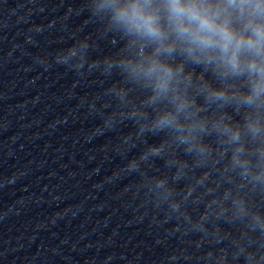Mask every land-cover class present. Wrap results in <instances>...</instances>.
<instances>
[{
    "label": "clouds",
    "instance_id": "1",
    "mask_svg": "<svg viewBox=\"0 0 264 264\" xmlns=\"http://www.w3.org/2000/svg\"><path fill=\"white\" fill-rule=\"evenodd\" d=\"M84 8L115 51L94 59L84 38L55 61L111 81L101 109L118 111L103 126L131 122L123 153L145 145L124 170L147 181L149 201L169 220L203 233L212 220L241 224L264 236V208L249 200L264 197V0H85ZM156 160L164 171L149 175ZM202 203L193 221L188 209Z\"/></svg>",
    "mask_w": 264,
    "mask_h": 264
}]
</instances>
